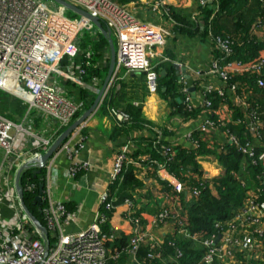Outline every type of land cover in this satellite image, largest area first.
<instances>
[{"label":"built area","instance_id":"obj_1","mask_svg":"<svg viewBox=\"0 0 264 264\" xmlns=\"http://www.w3.org/2000/svg\"><path fill=\"white\" fill-rule=\"evenodd\" d=\"M65 1L97 17L116 38L115 64L109 85L123 68L127 73H143L147 91L150 94L158 92L159 73L153 61L156 57H161L157 49L164 45L171 34L170 29L139 21L125 5L113 0ZM184 1L179 0L178 5H183ZM212 1L216 0H196L198 10L193 14V19L201 13V8ZM260 1L263 12L256 16L249 32L264 45V0ZM152 7L155 11L162 9L168 12L165 0H154ZM65 10L67 9L59 4L58 8L52 9L43 0H0V77L5 71L13 73L22 89H9L1 83L0 88L23 98L29 110L43 112L58 124L61 132L79 117L83 107L60 93V63L64 58L75 59L82 28L91 27L94 32H99L88 18L72 20L64 15ZM208 37L213 51L210 67L206 72H196L200 76L196 79H199L200 84L203 76L213 75L220 78L223 84L203 85L201 105L206 109L208 117L199 124L197 130L205 133L210 129H219L223 124L226 126L223 134L227 144L234 147L242 157L240 170L234 174L245 188L244 197L227 218L214 222L213 231L209 235L198 239L187 232L184 221L187 212L183 203L197 198L201 192L200 187L188 185L170 174L169 191L152 217L151 224L172 223L176 233L192 238L202 250L201 256L193 264H264V94L253 90V87L264 88V53L246 61L230 58L235 42L228 35H214L209 31ZM87 65L88 62H85L81 66L82 74L86 73ZM178 82L183 83V78ZM180 93L183 95L184 107L189 111L194 110L184 84ZM212 93L219 97L215 106L208 96ZM104 94L105 92L102 97ZM110 113L118 125L129 120V115L124 111L111 108ZM86 121L87 119L82 121L73 132H81ZM228 124L243 127L246 137L241 140L227 127ZM23 129L21 124L0 115V147L4 150L0 177H4L6 185L3 191L0 189V203L2 198L5 199L13 211L7 219L0 213V264H107L110 259L117 260L122 251L133 255L135 264H169L164 256V240L155 239L141 223L135 214L131 198L124 199L122 203L132 225L127 246L123 250L111 249L108 242L114 237L103 230L109 220L108 213L116 207L113 204L116 196L111 192L112 186L121 183L125 168L134 163L129 159V143L122 145L116 154L108 186L99 195V208L91 223L74 233H68L64 228L65 223L74 219V214L63 203L51 200L48 182L52 164L46 163L43 167L45 175L41 201L44 226L47 229L45 242L23 210L15 187V176L24 163L39 158L46 152L54 139L27 131L36 138V148L39 151H18L14 148L15 135ZM188 137L193 149L201 147V136L192 137L189 134ZM160 141L159 132L156 143ZM161 147L164 155L170 152V145ZM207 147L212 149V141ZM220 148L226 151L224 145ZM58 152H64L73 159L66 172L68 176L74 177L78 171L90 168L87 161L77 159V149L69 145V140L62 141L54 154ZM171 155L172 152L169 158ZM197 158L200 156L197 155ZM148 161L156 163L151 159ZM166 164L165 161L157 163L164 170H167ZM254 166L259 168L254 176L257 184L249 187L246 182L248 167ZM25 169L19 179L22 191L34 192L37 187L35 183L27 182L24 186L21 183V175ZM185 175L189 177L191 173L186 172ZM210 177L205 172L201 175L204 181L210 180ZM209 189L214 190L211 183ZM168 244L174 247V254L168 255V259L177 261L183 256V251L175 247L173 241ZM143 245L147 246V252L140 261L136 256Z\"/></svg>","mask_w":264,"mask_h":264},{"label":"crops","instance_id":"obj_2","mask_svg":"<svg viewBox=\"0 0 264 264\" xmlns=\"http://www.w3.org/2000/svg\"><path fill=\"white\" fill-rule=\"evenodd\" d=\"M125 5L132 14L139 20L161 25L170 29L171 34L166 38L163 46L157 51L161 57L154 59L160 77H165V70L171 67L175 75V87L178 96L175 99L170 94H163L158 91L150 94L145 85V78L140 72H126L124 69L115 75L113 82L105 89V94L99 101L95 111L87 118L86 126L81 132H70L64 139L69 140V145L77 149V159L87 161L90 164L88 170H80L74 177L66 174L73 163L64 152L52 153L46 160L51 162L52 169L49 175L48 187L50 197L53 202L63 203L68 211L74 214V219L65 223V231L74 233L85 229L92 221L94 214L99 208V195L108 186L109 173L112 169L114 159L119 148L129 143V159L134 163L130 165L134 168L141 185L131 190L134 211L136 216L146 229L150 231L155 239L166 240L176 234L172 223L166 225L151 224V219L161 207L166 193L169 191L170 173L159 168L157 163H148L147 154L143 153L139 147L141 137L157 138L159 132L162 141L167 142L171 147L180 146L186 149H193V144L188 137H202L206 149L213 152H200L197 158L203 172L210 175L211 179L222 173V166L217 159L218 153H223L220 146L224 145L227 150V142L223 134L224 124L219 129H210L205 133L198 132L199 124L208 117L206 109L201 105L203 100L202 87L206 84L222 86L220 78L213 75L203 76L200 81L196 77V72H206L210 67L213 56L211 41L208 37H203L199 32H178L176 22L169 16L168 12L153 10L154 0H113ZM167 8L175 7L184 11L188 19L198 23L203 28L200 14L193 19V14L198 10L196 0H185L179 6V0H165ZM94 36L85 42H79V48L75 59H64L59 67V91L68 96L75 103H80L83 111L88 109L93 103L99 89L103 85L110 65V48L107 45L97 48L91 47L99 37ZM82 44H85L82 46ZM116 51V50H115ZM88 62L86 67L97 69L96 74L81 73V66ZM95 77L96 79H93ZM112 77V76H111ZM183 78L184 82H178ZM0 83L9 89L19 90V84L13 73L5 71L0 77ZM110 83V82H109ZM184 86L190 101L194 105V113L185 117L175 108V102H181L183 95L180 89ZM165 91V87H161ZM140 108L141 118L147 123L142 127L131 129H120L110 109L114 108L128 113L130 108ZM0 115L21 124L23 130L17 131L15 135L14 148L18 151L29 152L39 151L36 138L27 133L33 132L37 136L53 138L54 140L61 133L58 124L50 119L43 112L29 110L27 102L13 93L0 88ZM52 120V121H51ZM56 124L54 125L52 123ZM68 127V126H67ZM233 131V124L227 126ZM66 129V128H64ZM63 131V130H62ZM236 133V131H233ZM237 134V133H236ZM238 135V134H237ZM240 138V137H239ZM241 139V138H240ZM244 139V138H243ZM241 139V140H243ZM207 143H206V142ZM212 141V149L208 148ZM0 149L4 150L0 147ZM224 149V150H225ZM198 150V149H197ZM44 153V152H43ZM42 153V154H43ZM4 157V155H3ZM147 158V159H146ZM3 161V158H2ZM1 161V163H2ZM242 161V157H241ZM1 165V164H0ZM34 169H36L35 166ZM43 171V168L42 170ZM40 175V174H37ZM42 175V174H41ZM40 175V176H41ZM43 173V178H44ZM4 177H0V189L3 191L6 185ZM212 184V183H211ZM213 185V184H212ZM214 195L217 193L210 190ZM111 192L116 196V190ZM1 196V195H0ZM3 201V202H2ZM0 203V213L9 212L12 215L9 205L2 198ZM126 207L121 203L109 213V220L103 226V230L113 235V239L108 242L111 249L123 250L119 244L127 239L128 243L131 234V222L125 214ZM10 216L4 218H9ZM147 247L143 245V247ZM137 260L140 255L136 256ZM169 263L171 260L165 256ZM133 255L122 251L120 258L108 261L107 264H135Z\"/></svg>","mask_w":264,"mask_h":264},{"label":"trees","instance_id":"obj_3","mask_svg":"<svg viewBox=\"0 0 264 264\" xmlns=\"http://www.w3.org/2000/svg\"><path fill=\"white\" fill-rule=\"evenodd\" d=\"M261 12H263V10L260 0L212 1L204 8H201L200 19L203 25V28H201L198 23L190 21L184 11L171 6L168 8V14L176 22L178 32L195 31L199 32L203 37H206L209 31L214 35H228L235 42L233 46L234 52L230 58L243 61L259 57L264 53L263 43L258 41L256 37L250 35L249 32L250 26L254 22L256 16ZM102 26L104 27L103 24ZM98 34V40L93 45L91 44V47L94 49L107 45L106 38L101 33L98 32ZM84 45L85 44H82V46ZM85 70L89 72V74L97 73V69L85 67ZM165 72V77H160L159 75L158 91L165 95L170 94L175 99L179 93H177L175 87L174 71L169 67ZM249 81L251 83V80ZM251 85L253 86V83ZM161 87H165V91H162ZM253 90L257 93L261 92L264 94V88L259 89L253 87ZM208 96L211 97L213 105H217L219 97L215 93L209 94ZM174 102L175 108L184 118L194 113L193 110H187L182 104V101L177 102L174 100ZM128 113L129 120L121 123L120 129L128 131V129L133 127H142L143 124H147L141 118L140 108H130ZM233 131H236L241 139L246 137L244 129L241 126L234 127ZM162 145L169 146L167 142L162 140L156 143L155 137H141L138 148H141L142 152L147 154L148 159L157 162H167V171L176 176L179 180L188 183V185L200 187L201 192L197 198L190 199L183 203L184 209L187 212L184 218L185 227L187 232L195 238L199 239L209 235L213 231L214 222L227 218L232 210L241 203L244 197L245 188L240 184L239 179L234 174L238 173L240 170L241 155L234 147L228 145L226 152L217 154L218 162L222 166V173L210 180L204 181L201 178L203 171L196 157L200 152H213L216 154L215 151L206 149L204 145H201L196 151L180 146H170V152L164 155L161 147ZM171 152L172 155L169 158ZM148 159L146 161L150 163ZM248 168L249 173L248 176H246V182L247 186L250 187L253 186V184H257V181L254 180V176L259 171V168L255 166ZM32 171L33 168L25 169L21 175V183L23 186L27 182H33L37 186L34 192L24 190L23 202L40 223L45 225L41 212L43 204L38 205L34 200L39 185H44L43 177L40 176L41 174L43 175L44 170L40 175L36 176ZM186 172L191 173V176L187 177L185 175ZM210 183H212L216 189L217 193L215 195L211 193L209 189ZM141 184V181L136 176L134 168L130 164L127 165L121 183L112 186V191L116 190V198L113 203L114 206L123 203L126 198H132L130 191H133ZM49 240L51 241L50 237ZM121 240L126 241L127 239L122 237ZM125 241L122 244L120 243L119 246H126L127 243ZM169 241H173L175 247L177 246L183 251L182 257L177 261L171 260L169 264H193L202 254L200 246L192 238L176 233L164 240V256L174 254V247L168 244ZM146 252L147 247H140L137 252V257L140 255V259L143 260Z\"/></svg>","mask_w":264,"mask_h":264},{"label":"water","instance_id":"obj_4","mask_svg":"<svg viewBox=\"0 0 264 264\" xmlns=\"http://www.w3.org/2000/svg\"><path fill=\"white\" fill-rule=\"evenodd\" d=\"M54 2H56L59 5H62L63 7H65L67 10L79 15L80 17H86L88 18L95 26L96 28L99 30V32L106 38L109 48H110V65L108 68V72L107 75L104 79L103 85L101 86V88L99 89L93 103L90 105V107L88 109H86L85 111H83L79 117H77L68 127H66V129H64L58 136L57 138L52 142V144L49 146V148L47 149L46 152H44L43 154L40 155L39 158H34L30 161H27L26 163H24L16 172V176H15V187L17 190V193L19 195V199L21 202V205L23 207V210L25 211V213L28 215L30 221L32 222V224L38 228V230L40 231L41 237L45 240V242L47 241V229L46 227L40 223V221L28 210V208L26 207V205L23 202V191H22V187L21 184L19 182L20 179V174L22 172L23 169L25 168H29L32 166L37 167L36 169H33V174L36 176L37 174L41 173L42 168L46 165V160L52 155L53 152L56 151V149L58 148V146L62 143V141L70 134V132H72L79 124L82 123V121H84L85 119H87L96 109L99 101L102 98V95L107 87V85L109 84L110 80H111V76L113 74V69H114V64H115V48H114V44L111 38V33H110V29L109 28H104L100 22V20L97 17H93L90 14H88L86 11L78 8L75 5H72L71 3L65 1V0H53ZM42 193H43V185L40 184L38 187V192L34 198L35 202L40 205L41 201H42Z\"/></svg>","mask_w":264,"mask_h":264},{"label":"rangeland","instance_id":"obj_5","mask_svg":"<svg viewBox=\"0 0 264 264\" xmlns=\"http://www.w3.org/2000/svg\"><path fill=\"white\" fill-rule=\"evenodd\" d=\"M50 8H54V9H56V8H58V4H56L54 1H52V0H43ZM64 15L66 16V17H69L70 19H72V20H79L80 19V16L79 15H77V14H75V13H73V12H71V11H69V10H65V12H64ZM93 35L94 36H97V37H99V34H98V32H94L93 30H92V28L91 27H84V28H82V30L80 31V33H79V39H80V43L81 42H85V44H86V42L89 40V39H91V37H93ZM96 37V38H97ZM111 38H112V41H113V44H114V48H115V50L117 49V42H116V38L114 37V35H111ZM97 40H95V42H96ZM94 42V43H95ZM95 50V49H94ZM19 90L18 91H20L21 89H22V86L21 85H19ZM52 121V120H51ZM52 123V122H51ZM53 125H54V127L56 126V124H54V123H52ZM3 151L0 149V164H1V161H2V158H3ZM11 213H13V211H12V209H11ZM4 216H6V217H8V216H10V213L9 212H2V217H4Z\"/></svg>","mask_w":264,"mask_h":264}]
</instances>
